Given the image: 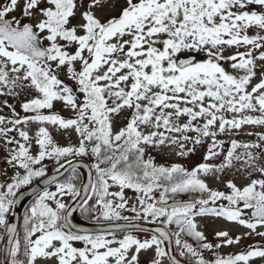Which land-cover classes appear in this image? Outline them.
<instances>
[{
	"label": "snow or ice",
	"instance_id": "obj_1",
	"mask_svg": "<svg viewBox=\"0 0 264 264\" xmlns=\"http://www.w3.org/2000/svg\"><path fill=\"white\" fill-rule=\"evenodd\" d=\"M246 126L264 128V0H0V264L264 260V245L216 254L264 238V132ZM41 178L18 229L17 194ZM220 220L249 231L213 244Z\"/></svg>",
	"mask_w": 264,
	"mask_h": 264
},
{
	"label": "rangeland",
	"instance_id": "obj_2",
	"mask_svg": "<svg viewBox=\"0 0 264 264\" xmlns=\"http://www.w3.org/2000/svg\"><path fill=\"white\" fill-rule=\"evenodd\" d=\"M252 34H254V32L250 30L249 35H252ZM243 50L244 49H241V51H243ZM193 55H197V54L184 53V54H181L180 58H187V57L193 56ZM197 58L200 60H203L202 54L198 55ZM230 64H231V62L225 63L226 71L229 72L230 74H237V70L232 69ZM61 78L63 79V77H61ZM6 111L7 110L5 109V112ZM17 111H20V109L17 108ZM57 111H59V109H57ZM21 115H23V113H21ZM61 115L68 116V115H70V113L65 111V112H61ZM35 130H36V126L33 125L32 126V132L30 134H34ZM50 131L52 132V135L58 144H60V145H67L68 144L69 141H68L67 135H63L60 132H57L56 130L52 129L51 127H50ZM245 131H251L254 133L255 132H264V128L254 127V126H246ZM234 138H236L238 140H243V141H254L256 139V137L254 135L249 137V136L243 135V134L235 136ZM76 139H77V137L75 136V134H72V141L75 142ZM219 139H223L227 142L228 137L223 136V137H219ZM227 146H229V145H227V143H226V147ZM204 151H205V148H199L195 155L190 156L187 159H183L180 157L173 156L172 160H174L175 162L182 163L186 167H192L197 162H202V156L204 154ZM3 155H4V151L2 148H0V169L4 168V164L2 163ZM158 162H164L163 158L158 157ZM47 164H49L48 173L51 174L52 173L51 162H47ZM10 171L11 170L9 169V173H10ZM79 172H81L83 174L82 169H79ZM232 178H233V173H231V172L227 173L226 175H224L222 177V179L224 181H226L228 179H232ZM6 179H7L6 176L0 174V182H3ZM235 182L238 185H241V184L245 183L246 181L243 180L242 178H237L235 180ZM210 186L214 187V188H219V190H222V191H227V189L224 187L223 183H220V182H210ZM50 190H55V189L51 188ZM125 195L127 197H131L130 193L127 191L125 192ZM26 202H27V199L24 200L23 206H25ZM125 214L131 215V213H125ZM75 219H77L80 222L78 214L76 215ZM120 223H123V222H120ZM220 228L227 229L230 232V235H232L233 237L236 235H242V234L249 231V230H247L241 226L231 225V224H228V223L220 220V221H217L215 223H210L207 228L203 229L205 231L206 235L208 236L209 242H212L213 244L217 243V240L213 236V232L215 230L220 229ZM257 231H264V228H258ZM0 244H1V241H0ZM249 245H264V238L259 237V236H255V235L247 236L244 239H242V241L239 245H231V246L222 247L221 249L217 250L216 254H219L221 256H228V255H232V254H237L243 250H246ZM213 259H215V254H213ZM165 264H167L166 260H165ZM250 264H264V260L257 258L256 260L250 262Z\"/></svg>",
	"mask_w": 264,
	"mask_h": 264
},
{
	"label": "water",
	"instance_id": "obj_3",
	"mask_svg": "<svg viewBox=\"0 0 264 264\" xmlns=\"http://www.w3.org/2000/svg\"><path fill=\"white\" fill-rule=\"evenodd\" d=\"M190 57L191 56H189L187 58H190ZM181 59H184V58H181ZM74 162H76V161H74ZM80 162L81 163H86L85 161H80ZM82 170H83V176H84L83 180H85V182H86L87 169H82ZM62 172L64 174L60 177V179H63L69 172H71V169L70 168L63 169ZM42 179L37 180L31 186H29V187H27V188H25V189H23V190L18 192V194H17V196H18V204H17L16 208L14 209L13 215L9 218L11 223H15V224H17V226H19L20 217H21V211H22V207H23V202H24L25 199H27V202H28L31 198L34 197L33 189H36L37 191H43V189L45 188V185L42 183ZM75 223H77L78 226L86 227V228H88L90 230H94V226H92V225L91 226H87V225H84V224L80 223L79 221L75 222ZM6 243H7V237L5 236V239L2 241L1 248H3L6 245Z\"/></svg>",
	"mask_w": 264,
	"mask_h": 264
},
{
	"label": "trees",
	"instance_id": "obj_4",
	"mask_svg": "<svg viewBox=\"0 0 264 264\" xmlns=\"http://www.w3.org/2000/svg\"><path fill=\"white\" fill-rule=\"evenodd\" d=\"M81 161H86V162H88V158H81L80 159ZM47 162H49V161H45V163H47ZM71 174V172H69L63 179H62V181L63 180H65V179H67V177L69 176ZM80 175H81V178L83 179V176H82V174L80 173ZM35 182V181H34ZM30 186V185H29ZM28 187V186H27ZM26 188V187H25ZM54 188V187H53ZM24 189V188H23ZM22 190V189H21ZM127 192H129L130 193V195L131 196H133L134 195V193H132L130 190H126ZM180 198H182V199H187V197H180ZM33 199H34V197L27 203V205L25 206V209H24V212H25V210L33 203ZM24 212H23V215H24ZM23 215H22V219H21V223H20V226H19V229H22V221H23ZM78 217H79V220L81 221V222H83V223H87L86 221H84L79 215H78ZM87 224H89V223H87ZM191 242V241H190ZM173 247H174V245H173ZM213 254L214 253H209V252H207V251H205L204 252V255H205V257H207V258H210V259H213Z\"/></svg>",
	"mask_w": 264,
	"mask_h": 264
},
{
	"label": "bare ground",
	"instance_id": "obj_5",
	"mask_svg": "<svg viewBox=\"0 0 264 264\" xmlns=\"http://www.w3.org/2000/svg\"><path fill=\"white\" fill-rule=\"evenodd\" d=\"M76 218V217H75ZM75 222H78V220L77 219H75Z\"/></svg>",
	"mask_w": 264,
	"mask_h": 264
}]
</instances>
